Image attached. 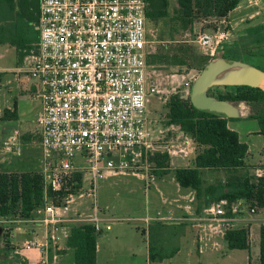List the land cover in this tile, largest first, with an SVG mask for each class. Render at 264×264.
I'll list each match as a JSON object with an SVG mask.
<instances>
[{
	"label": "built area",
	"instance_id": "1",
	"mask_svg": "<svg viewBox=\"0 0 264 264\" xmlns=\"http://www.w3.org/2000/svg\"><path fill=\"white\" fill-rule=\"evenodd\" d=\"M147 7V0L39 1L37 52L27 74L36 82L32 97L40 103L36 125L45 204L36 214L42 216L38 222L53 226L52 232L63 215L59 208L65 206H55L48 194L68 193L69 198L81 192L76 176L89 182L84 195L93 200L94 215L86 222L99 233L103 219L96 213V192L107 173L143 165L149 176L155 154L172 157L195 149L173 125L177 134L165 141L168 133L154 138L149 128L148 98L158 90L146 63ZM221 25L198 34L202 54L214 57L223 49L227 24ZM190 86L191 81L185 84ZM244 212L255 214L245 200H220L205 206L201 219L232 223ZM50 240L55 241L53 235ZM23 247L41 249V264H47V244L26 241Z\"/></svg>",
	"mask_w": 264,
	"mask_h": 264
},
{
	"label": "rangeland",
	"instance_id": "2",
	"mask_svg": "<svg viewBox=\"0 0 264 264\" xmlns=\"http://www.w3.org/2000/svg\"><path fill=\"white\" fill-rule=\"evenodd\" d=\"M242 8L252 12L259 9L260 12L250 21L242 20L240 22L234 17L224 47L227 43H231L243 35L249 27L264 23L262 4L255 7L251 5V0H242L239 4V10ZM172 9L170 7L169 15L165 19L158 22L146 21L149 54H154L163 45L171 43L187 42L195 47L198 34L207 31H202L199 27H196L195 34L183 31L180 25L172 20L174 14ZM29 26V23L26 24L21 18L14 17V21L9 20L3 30L5 34L11 33L12 35H9L14 37L12 39L17 40V44L11 46L7 43H0V117L7 107H13L15 97L20 89L24 91L35 83L27 74L35 54L32 42H27L28 39H25L24 35L26 32L30 34ZM14 30L16 31L15 36ZM227 32L228 29L226 34ZM0 36H2L1 32ZM220 54L218 52L215 56L220 58ZM245 63L256 67L252 59L248 58ZM16 67L21 68V71L16 73L18 81L15 79V72H11V69ZM149 71L158 90V94L148 98L149 128L154 138H162L164 134L172 133L170 125L167 124L166 103L168 97L178 93L186 98L189 89L185 87V84L190 81L192 84L199 72L190 70L180 73L177 68L163 66H152ZM219 90L218 88L212 89L210 94L216 96ZM238 105L240 117L229 120L227 126L238 134L239 141L245 144L248 149V156L245 160L248 170H242L239 174H243L245 171L250 174L262 173L254 171L253 167L263 160L264 137L259 134L260 127L257 119L248 117L253 112V108L245 103H238ZM169 137L170 134L165 135L164 141L169 140ZM160 146H165V144ZM181 147L184 148L185 146ZM31 148L23 147V153L18 159L20 160L18 163L2 165L0 169L9 172L29 171L31 162L35 160V171H37L39 163L42 162V149L36 140ZM159 150L162 151L164 148H159ZM194 155L195 151L190 154L180 153L172 156V159L170 158L172 170L157 177L154 174L148 176L147 168L141 165L135 171L107 173L105 179L98 183L95 201L96 213L100 218H110L111 221L108 224L111 230L103 229L97 237V264H258L259 227L264 223V209L255 214L244 212L241 218L232 223L201 219L202 214H199V211L197 212L198 215L195 214L197 201L194 192L191 189L178 187L172 172L175 168L190 167ZM202 176L204 186H207L224 182L226 174L223 171L205 170ZM88 184L89 182L85 178L81 183V192L70 196L65 207L59 208L60 212H63L61 221H65L66 225L63 226V223L58 225L57 230L51 231L49 234L57 239L56 243L59 248L65 249V253L61 257L64 264H73V250L65 247L70 228L73 225L86 222L94 215L93 200L84 195V191L89 188ZM172 186L180 190V194L173 192ZM175 197L178 199L177 204L174 203ZM165 217H184L186 225L183 234L180 236H176L177 233L172 235L176 230L172 228L173 225L158 221V219ZM10 221L5 219L4 223H0V228L9 233L10 245L25 240L31 243H35V240H41V238H36L30 234V231H27L33 226L32 224H13ZM156 223H164L163 226L165 227L158 228ZM227 227L233 229L248 228L249 250H230L227 247L223 238V233ZM147 243L154 247L153 254L158 257L160 255L167 256L175 249H179V252L172 257H163L159 262L148 261L147 263L145 256ZM3 248L4 241L0 237V260H8L5 264H23L19 255L15 260L13 258L6 259ZM31 252H34V248L31 250L22 249L21 256H27ZM34 262L35 260L30 264H37Z\"/></svg>",
	"mask_w": 264,
	"mask_h": 264
},
{
	"label": "trees",
	"instance_id": "3",
	"mask_svg": "<svg viewBox=\"0 0 264 264\" xmlns=\"http://www.w3.org/2000/svg\"><path fill=\"white\" fill-rule=\"evenodd\" d=\"M11 9L12 0H3ZM242 0H176L172 20L177 22L183 31L195 34L196 27L202 31H217L222 28L221 21L226 22L228 14L234 10ZM146 18L158 22L168 17L169 0H147ZM38 25V17L35 19ZM227 26V25H226ZM227 31V27L224 29ZM0 43L15 45L14 39L0 36ZM229 44V45H228ZM264 23L246 29V32L236 40L223 46L219 55L225 60H239L245 62L243 56L264 57ZM218 56L210 57L197 51L187 42L163 45L160 50L146 57L149 67L163 66L177 68L181 72L197 70ZM260 69V68H259ZM264 71V69H260ZM218 88L214 97L220 100L232 101L236 104L245 103L253 108L248 117L257 119L259 134L264 137V86L260 88L241 87H213ZM213 96V95H211ZM167 124L175 126L180 132L188 136L193 144L195 155L190 167L173 169L176 183L182 189H191L198 204L207 206L210 203L225 200L231 203L245 200L254 213L264 209V162L253 167L260 174H250L245 162L248 156L247 146L239 141L238 134L227 126L229 120L223 115L200 111L190 103L189 97L183 98L174 93L168 97ZM16 104L12 110H4L2 120L16 119ZM154 167V176L167 174L171 169V159L167 153H157L150 158ZM223 171L224 182L204 186L203 171ZM75 179L81 184L80 175ZM79 186L77 188H79ZM72 193V192H71ZM68 193L53 194L49 192L48 199L55 206H65ZM43 180L40 172L35 173H5L0 169V219L31 220L37 216L36 212L44 207ZM201 206L198 207V209ZM158 228H164L160 223ZM182 225L173 226V234L181 235ZM91 223L82 222L73 225L66 239V248L73 250V264H96L97 237ZM0 237L4 241V257L17 259L14 247L10 245L9 233L1 228ZM223 238L230 250H249L248 228H229L223 233ZM162 241V240H161ZM154 247L149 245V261H161L163 257H172L176 249L167 256L158 257L153 254ZM6 258V259H7ZM8 260H0L5 264ZM258 264H264V223L259 227V256Z\"/></svg>",
	"mask_w": 264,
	"mask_h": 264
},
{
	"label": "crops",
	"instance_id": "4",
	"mask_svg": "<svg viewBox=\"0 0 264 264\" xmlns=\"http://www.w3.org/2000/svg\"><path fill=\"white\" fill-rule=\"evenodd\" d=\"M39 1L40 0H12V6L11 9L9 8L8 3L4 2L3 0H0V32L2 34L3 37H7L9 39H12L14 37H11L10 35H12L11 33L9 34H5V32L3 31L5 29V27L7 26L9 20L10 21H14V17H18L21 18L22 20L25 21V23H29V29H30V34L28 32H26L25 35V39H28L27 42H32V46L34 48L35 54L37 52V43H38V39H39V31H38V25L36 24L35 19L38 17L39 14ZM170 5H169V9L170 7L173 8L172 10L174 11V9L176 8V0H169ZM173 3V4H172ZM240 4V3H239ZM262 4V7L264 9V0H251V5L255 6V7H259V5ZM168 9V12H169ZM260 10H256L254 12L252 11H247L246 8H242L241 10H239V5L232 10L227 18H226V24H227V40H228V36H229V31H230V27H231V22L233 21V18L235 20L238 21H242V20H247L250 21L252 19H254L256 16L259 15ZM234 15V16H233ZM149 21V20H147ZM35 32H36V45H35ZM5 34V35H4ZM16 34V31L14 30V36ZM31 36V37H30ZM15 41V45L17 44V40L14 39ZM8 44V43H7ZM15 45H11V46H15ZM198 50H197V49ZM195 49L199 52H201V50L199 49L198 44H196ZM252 59V62H255V66L257 68H262L264 69V57H260V56H243L244 61L246 62L247 59ZM258 66H257V65ZM21 68L16 67V68H12L11 72L14 73L15 72V79L18 81V76L16 75V73L20 72ZM36 82L33 83L28 89L24 90L20 89L17 96L15 97V101L14 103L16 104V119H8V120H2L0 117V168L2 165H11L12 163L16 162L18 163L22 156L23 150L22 148H31V146H33V143L35 142V140L38 142V146L40 144V134H39V129L36 125V118L38 116L39 110H40V103L38 100L34 99L32 97V95L36 92ZM13 103V105H14ZM8 110H12V108H6ZM5 109V110H6ZM148 111V109H147ZM149 115V112H148ZM149 117V116H148ZM13 122H15V124H13ZM168 134H170V137H173L174 135L177 134L176 133H171L168 132ZM169 137V138H170ZM42 155V152H41ZM172 159V157H170ZM41 160V159H40ZM39 160V162H40ZM40 165L41 162L39 163L38 169L37 171H35V160H33L31 162V169L29 171H21V172H9V171H3L5 173H35V172H40ZM171 166V163H170ZM157 177V176H155ZM175 180V179H174ZM176 183V181H175ZM176 185L179 187V185L176 183ZM173 188V192L175 191L176 194H180V190H178L175 186H172ZM176 202V203H175ZM174 203L177 204L178 203V199L175 197L174 199ZM201 206L199 209L198 207ZM205 206L200 205V204H196L195 207V214L198 215V211L200 212L199 214H201L202 209ZM147 213V211H146ZM63 214V212L61 213ZM41 215H37L36 217H34L31 220H11L10 222H12L13 224H17V223H25V224H32L33 226L28 229L27 231H30V234L35 236L36 238H41V240L36 242L41 243V244H47V264H64L63 260L61 259L62 255L65 253V249L63 248H59L56 241L57 239H55V241H51L50 240V232L53 229V226H45L44 224H41L40 222H38V220L41 218ZM103 219L102 221V226L103 229L106 230L104 227L105 226H109L108 224L111 220L110 218H101ZM160 220V221H159ZM159 222H168L171 223L170 225L179 227V225H182V232L181 234H183L184 231V227L186 225V221H184V217H165V218H160L158 219ZM5 219H0V223H4ZM63 223V226L66 225L65 221H60L59 223H57L54 227L58 228V225H61ZM36 224H39L38 226ZM162 225H165L164 223H160ZM149 225V223H148ZM62 226V228H63ZM41 228L43 229L41 231ZM61 228V229H62ZM138 229V228H137ZM57 230V229H56ZM111 227L109 230L106 231H110ZM41 231V234H40ZM144 233V232H143ZM69 234V233H68ZM40 235H42L40 237ZM68 236V235H67ZM34 237V239H35ZM67 239V237H66ZM30 241V240H29ZM25 241H19L18 243H16L15 245H13L11 243V245H13L14 247V253L16 255H19V257L22 260L23 264H30L32 261L35 260L34 263H39L41 264V259L44 257V253L41 251V249L39 248H34V252L28 253V255H24L21 256L22 253V249H25L23 247ZM66 245V242H65ZM66 247V246H65ZM25 250H31L30 249H25ZM72 250V249H71ZM176 253L174 255H176L179 252V249H176ZM98 250L96 249V264H97V253ZM145 256L147 259V263L149 261V243H147V246L145 248ZM38 260V261H37ZM159 262V261H158Z\"/></svg>",
	"mask_w": 264,
	"mask_h": 264
},
{
	"label": "water",
	"instance_id": "5",
	"mask_svg": "<svg viewBox=\"0 0 264 264\" xmlns=\"http://www.w3.org/2000/svg\"><path fill=\"white\" fill-rule=\"evenodd\" d=\"M241 86L251 88L264 86V71L239 60L216 58L208 62L194 79L188 97L197 110L223 115L228 119H238L239 105L232 101L217 99L209 95V90L213 87ZM262 156L264 162V150ZM10 258L12 257L7 259Z\"/></svg>",
	"mask_w": 264,
	"mask_h": 264
}]
</instances>
